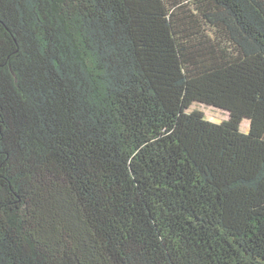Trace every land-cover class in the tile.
<instances>
[{"label": "trees", "instance_id": "16d2710c", "mask_svg": "<svg viewBox=\"0 0 264 264\" xmlns=\"http://www.w3.org/2000/svg\"><path fill=\"white\" fill-rule=\"evenodd\" d=\"M0 264H264V0H0Z\"/></svg>", "mask_w": 264, "mask_h": 264}, {"label": "rangeland", "instance_id": "374dc122", "mask_svg": "<svg viewBox=\"0 0 264 264\" xmlns=\"http://www.w3.org/2000/svg\"><path fill=\"white\" fill-rule=\"evenodd\" d=\"M191 110H199L205 114L206 119L215 122V123H221L223 121H226L229 119V113L220 109L212 108V107H207L203 105H197L194 104ZM249 123L248 121H244L241 125V130L244 133L249 132Z\"/></svg>", "mask_w": 264, "mask_h": 264}, {"label": "bare ground", "instance_id": "6f19581e", "mask_svg": "<svg viewBox=\"0 0 264 264\" xmlns=\"http://www.w3.org/2000/svg\"><path fill=\"white\" fill-rule=\"evenodd\" d=\"M249 123V122H248Z\"/></svg>", "mask_w": 264, "mask_h": 264}]
</instances>
